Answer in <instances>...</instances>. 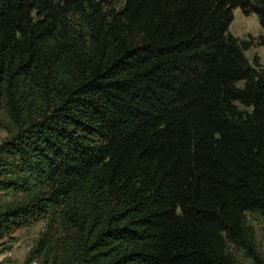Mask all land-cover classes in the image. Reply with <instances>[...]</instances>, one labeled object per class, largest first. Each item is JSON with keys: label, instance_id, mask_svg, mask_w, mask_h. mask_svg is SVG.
<instances>
[{"label": "trees", "instance_id": "16d2710c", "mask_svg": "<svg viewBox=\"0 0 264 264\" xmlns=\"http://www.w3.org/2000/svg\"><path fill=\"white\" fill-rule=\"evenodd\" d=\"M235 8L264 29V0H0V239L45 222L25 264H264Z\"/></svg>", "mask_w": 264, "mask_h": 264}, {"label": "rangeland", "instance_id": "374dc122", "mask_svg": "<svg viewBox=\"0 0 264 264\" xmlns=\"http://www.w3.org/2000/svg\"><path fill=\"white\" fill-rule=\"evenodd\" d=\"M230 31L235 36L251 44L250 49L246 52L248 58L253 63L258 60L264 69V29L257 14L246 15L240 8H235ZM4 137H6V133L2 132L0 140ZM251 223L254 226L258 248L264 256V219L252 217ZM44 225L45 222L41 221L28 227L16 228L13 232L0 239V261L25 264V259L36 244ZM7 247H10V249H7ZM238 257L241 260V264H252L244 253H239Z\"/></svg>", "mask_w": 264, "mask_h": 264}]
</instances>
